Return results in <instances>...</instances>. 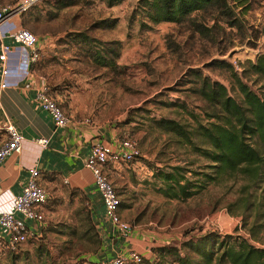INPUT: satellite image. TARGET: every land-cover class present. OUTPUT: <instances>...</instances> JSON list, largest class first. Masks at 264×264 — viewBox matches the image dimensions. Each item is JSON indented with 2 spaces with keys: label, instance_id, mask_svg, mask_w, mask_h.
<instances>
[{
  "label": "rangeland",
  "instance_id": "374dc122",
  "mask_svg": "<svg viewBox=\"0 0 264 264\" xmlns=\"http://www.w3.org/2000/svg\"><path fill=\"white\" fill-rule=\"evenodd\" d=\"M138 1L109 7L106 0H39L19 18L40 49L31 70L66 114L74 104L82 117L69 114L72 119L92 120L115 143L127 138L139 151L140 158L110 169L108 180L130 229L127 239L148 249L140 253V246H130L109 259L134 252L143 264H177L156 251L164 247L175 248L190 264H228L221 259L228 247L244 242L264 250V177L247 182L236 175L216 176L212 163L154 123L176 122L196 145L209 149L194 133L214 121L207 120L210 111L192 91L197 88L194 74L222 85L240 103L222 61L239 72L264 53V0H225L222 13L208 9L181 24H149L147 29L139 25L147 22ZM244 81L264 94L263 79L249 75ZM172 168L182 169L190 197L167 195L159 174ZM47 193L46 227L14 251L0 252V264L103 261L105 251L83 194L58 182Z\"/></svg>",
  "mask_w": 264,
  "mask_h": 264
},
{
  "label": "trees",
  "instance_id": "16d2710c",
  "mask_svg": "<svg viewBox=\"0 0 264 264\" xmlns=\"http://www.w3.org/2000/svg\"><path fill=\"white\" fill-rule=\"evenodd\" d=\"M121 1L123 0H106V3L111 7ZM208 9L221 12L226 9L225 0H139L138 10L147 22L146 24L141 21L139 25L147 29L149 24H181L191 14ZM194 31H198L197 26ZM99 59L102 61L101 57ZM222 66L231 73L241 97L240 103L229 97L222 85L194 74L197 88L192 91L210 111L207 120H214L204 126H198L194 133L196 140L207 144L209 149L196 145L190 134L176 122L161 119L154 123L159 130L174 135L189 146L192 152L212 163L216 176L236 175L247 182L260 181L264 177V94L252 90L244 79L253 75L264 80V54L256 55L254 61L248 62L244 69L240 67L239 72H235L227 62L222 61ZM159 175L161 182L170 191L167 194L170 198L185 199L192 195L187 188L189 182L182 175L181 168H172L171 173ZM210 180L213 178L210 177ZM156 251L172 258L177 264H190L186 258L178 255L175 248L163 247ZM221 259L228 264H264V250L243 242L236 248L228 247Z\"/></svg>",
  "mask_w": 264,
  "mask_h": 264
},
{
  "label": "built area",
  "instance_id": "2783aa9c",
  "mask_svg": "<svg viewBox=\"0 0 264 264\" xmlns=\"http://www.w3.org/2000/svg\"><path fill=\"white\" fill-rule=\"evenodd\" d=\"M38 1L19 0L9 6L0 4V90L17 86L30 74L31 66L39 59L36 37L23 29L18 22ZM232 68L235 72L239 70L234 66ZM33 101L47 115L54 128H63L70 123V119L45 83L34 89ZM3 132L5 141L0 145V162L10 153H17L21 141V136L10 124L4 125ZM36 143L42 148L47 145L44 139H39ZM138 158L140 154L135 144L123 138L114 146L102 143L91 145L84 163L91 173L94 190L103 206L105 219L113 233L122 238L129 235L130 229L119 215L120 198L108 180V172L115 166L131 163ZM27 174L20 193L9 199L7 209L0 211L1 253L14 251L19 245L36 238L37 226L44 222L42 212L48 207L49 195L39 184L40 173L37 170L30 169ZM27 223H31L33 228L28 227ZM141 261V255L128 252L122 257L103 260L97 264H139Z\"/></svg>",
  "mask_w": 264,
  "mask_h": 264
},
{
  "label": "crops",
  "instance_id": "0c3cea01",
  "mask_svg": "<svg viewBox=\"0 0 264 264\" xmlns=\"http://www.w3.org/2000/svg\"><path fill=\"white\" fill-rule=\"evenodd\" d=\"M18 22L20 25V20ZM41 80L30 69V74L17 86L0 90V145L5 141L3 130L6 123L21 136L19 151L10 153L0 162V211L7 209L9 199L20 193L28 170L35 169L40 173L39 184L47 192L52 190L53 182H58L66 189L83 194L90 220L105 251L101 259L107 260L112 254H123L132 250L130 246L138 248L140 245L136 240L127 239L129 235L122 238L113 233L104 217L99 196L94 190L91 173L84 166L91 145L102 143L114 146L116 141L92 120L72 119L69 114L82 117L77 114L82 110L71 103L68 106L69 114H66L65 106L57 99L70 123L63 128H54L47 115L33 101L34 89L43 83ZM39 139L47 141L44 148L36 143ZM42 215L44 222L36 225V237L41 227L44 229L47 225L46 210ZM26 225L33 228L31 223ZM147 249L146 244L139 247L140 253Z\"/></svg>",
  "mask_w": 264,
  "mask_h": 264
}]
</instances>
